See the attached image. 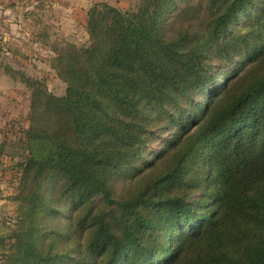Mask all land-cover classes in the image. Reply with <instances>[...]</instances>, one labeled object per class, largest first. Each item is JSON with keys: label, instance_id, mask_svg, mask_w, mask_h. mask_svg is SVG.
Wrapping results in <instances>:
<instances>
[{"label": "trees", "instance_id": "obj_1", "mask_svg": "<svg viewBox=\"0 0 264 264\" xmlns=\"http://www.w3.org/2000/svg\"><path fill=\"white\" fill-rule=\"evenodd\" d=\"M169 1L141 0L136 10L127 12L107 3L93 4L85 26L89 46L64 43L52 61L67 84L63 97L53 96L42 81L0 61L12 82L32 93L26 143L13 144L25 145L29 153L21 165L27 174H59L88 197L103 195L130 219L120 238L105 228L98 231L93 245L96 252L109 255L105 264H264V72L245 81L238 70L220 85L211 79L214 76L208 77L212 66L202 65L207 57L199 28L191 25L178 37L168 36L163 18L171 10ZM211 3L210 36L227 46L235 39L228 30L240 14L258 4L254 18L264 20V3L258 0ZM252 22L250 18L246 25ZM260 55L263 49L250 54L246 64ZM227 58L221 53L214 59ZM199 90L205 91L204 106L188 113L178 97L185 94L193 101ZM172 104H180L189 115L177 117L174 126L179 130L166 147L189 142L180 164L193 158L195 145L204 148L203 167L212 187L203 197L212 199L211 205L200 210L196 206L203 202L162 195V182L181 181V166L152 185L151 194L147 190L124 203L113 200L104 171L118 167L134 151L139 154L140 143L146 145L143 108L161 110ZM11 144H1L0 152ZM31 206L35 213L38 204ZM141 208H153L158 216H145ZM167 224L177 227L179 235H169V247L159 252L147 240L159 230L169 231ZM18 238L21 255L13 264H51L52 259L37 250L33 236Z\"/></svg>", "mask_w": 264, "mask_h": 264}, {"label": "rangeland", "instance_id": "obj_2", "mask_svg": "<svg viewBox=\"0 0 264 264\" xmlns=\"http://www.w3.org/2000/svg\"><path fill=\"white\" fill-rule=\"evenodd\" d=\"M92 1V5L107 3L127 12L136 10L141 0ZM258 1L264 3V0ZM57 2L59 1L0 0V61H6L14 69L42 81L47 92L53 96L63 97L67 92V84L53 69V58L64 43L72 42L78 47H86L90 44V37L86 29L84 31L82 28L74 29L77 31L75 36L65 34L68 29L67 34L71 32L70 28L61 24L63 16L58 15L60 8L53 6ZM169 3L171 10L163 18V25L170 29L168 36L175 38L191 25L198 27L199 33L203 34V56L207 57L206 60H201L202 65L204 62L206 67L212 66L208 77L214 76L211 79H217L219 85L238 70L239 78L245 81L264 72L263 55L257 57L255 62L246 64L250 54L257 49L264 50V20L261 18L256 21L254 18L257 16L255 12L259 8L258 4L248 13L240 14L238 20L230 26L228 34L235 39L227 46L223 40L210 36L213 12L207 7L212 4L211 0H170ZM8 15L10 16L7 17ZM250 18L253 22L247 26ZM81 20L79 16L76 22ZM12 23L15 26H11ZM221 53L228 56L227 60L216 61L215 56ZM233 81L234 79H230L228 84H233ZM31 94L25 86L14 84L10 76L0 69V145L4 142L12 143L11 147L0 152V264H13L12 260L21 255L18 236H33L37 250L52 259L51 264H105L109 255L96 252L93 245L98 231L105 228L120 238L124 223L130 219L119 209L109 205L103 195L92 194L88 197L82 190L71 188L59 174L47 173L37 178L34 171L29 174L24 172L21 165L26 163L29 153L26 152L25 145L15 147L17 144L13 143H26L31 122ZM204 97L205 91L201 93L199 90L193 101L185 94H180L178 99L183 104L182 108L190 113L193 109L199 111L204 106ZM184 114L180 104H172L161 110L154 106L143 108L146 145L140 143L139 154L132 152L118 167H108L103 173L113 200L124 203L147 190L151 194L152 185L181 166L185 172L181 181L176 184L162 182V195L203 202L196 206L200 210L211 205L212 199L203 197L210 195L212 187L203 167L206 160L204 148L195 145L193 158L180 164L189 142L180 146L175 141L170 147H166L179 130L178 126H174L177 117ZM163 151L164 154L156 160L155 155ZM34 199L36 203L33 202ZM30 204H38V208L35 206V213L30 210L34 207H30ZM141 210L145 216H158L153 208ZM165 227L169 231L159 230L147 240L157 245L159 252L165 251V245L166 248L169 247V235H179L178 228L172 224ZM131 254L135 256L137 253Z\"/></svg>", "mask_w": 264, "mask_h": 264}, {"label": "crops", "instance_id": "obj_3", "mask_svg": "<svg viewBox=\"0 0 264 264\" xmlns=\"http://www.w3.org/2000/svg\"><path fill=\"white\" fill-rule=\"evenodd\" d=\"M58 1L59 2L55 3L53 6L55 8L56 7L60 8L58 15L63 16L62 17L63 22L61 24L63 25L65 24L68 28H70V32H71L67 34L69 30L68 29L65 34L70 36H75V33H77V31H74L75 28H79V29L82 28L85 31V26L88 18V11L90 10L92 3L94 2L92 0H58ZM42 2H44V0H42ZM9 16L10 15H8L7 17ZM79 16H81L82 20L81 22H76ZM7 24H9V22H7ZM11 26H15V25H13L12 23ZM10 32H12V30Z\"/></svg>", "mask_w": 264, "mask_h": 264}]
</instances>
